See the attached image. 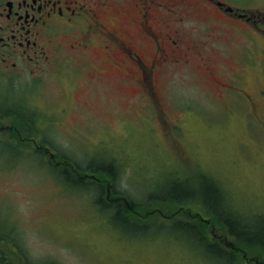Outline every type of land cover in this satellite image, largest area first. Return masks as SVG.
Here are the masks:
<instances>
[{
	"label": "rangeland",
	"instance_id": "obj_1",
	"mask_svg": "<svg viewBox=\"0 0 264 264\" xmlns=\"http://www.w3.org/2000/svg\"><path fill=\"white\" fill-rule=\"evenodd\" d=\"M227 1L256 23L218 13L198 17L188 40L205 46L192 52L193 63L164 70L148 89L121 74L84 90L77 80L68 99V86L55 79L25 83L29 89L18 100L0 87V104L46 113L26 124L11 116L9 105L0 115V239L8 242L3 248L10 264H230L171 230L112 224L111 211L95 202L100 189L87 184L94 181L91 172L73 176L77 167L113 166L104 195L112 197L113 189L141 204L142 217L203 224L207 236L229 250L234 244L222 229L197 216L198 202L143 208L149 194L165 192L173 181L194 190L208 183L229 192L237 215L261 221L264 0ZM50 109L63 116L59 127ZM59 156L68 161L62 165L71 181L46 166L62 163ZM242 250L238 264H264L263 252Z\"/></svg>",
	"mask_w": 264,
	"mask_h": 264
},
{
	"label": "flooded vegetation",
	"instance_id": "obj_2",
	"mask_svg": "<svg viewBox=\"0 0 264 264\" xmlns=\"http://www.w3.org/2000/svg\"><path fill=\"white\" fill-rule=\"evenodd\" d=\"M215 13L256 23L227 0H0V87L18 100L29 89L25 83L48 78L69 88L80 80L84 90L121 74L148 89L164 70L193 63L192 52L205 43H190L189 30L198 17ZM0 105L2 115L9 104ZM9 106L11 116L25 111L30 122L46 114ZM55 112L47 111L59 127L63 116Z\"/></svg>",
	"mask_w": 264,
	"mask_h": 264
},
{
	"label": "trees",
	"instance_id": "obj_3",
	"mask_svg": "<svg viewBox=\"0 0 264 264\" xmlns=\"http://www.w3.org/2000/svg\"><path fill=\"white\" fill-rule=\"evenodd\" d=\"M20 115L19 118H21L23 121L21 124H26L28 114L24 111L21 112ZM59 159L60 162H63L58 164H51L50 167L48 166V164H46V166L55 174L57 173L60 174V176L66 177V175H68V170L65 168L66 166L63 167L62 164L65 165V162L68 161H64L63 157L60 156ZM55 167L58 168L57 171L55 170ZM73 170L75 174L73 175L75 176L74 178H77L76 175L78 173L91 172L90 174L92 175H86L87 177H94V181L87 180V184L91 187L95 185L98 189H100L101 194L97 196L95 202L103 209L111 211V213L113 214L111 220L112 224H116V222L119 221L125 226L131 227L132 230L147 229L148 227H155L161 230H171L176 234L185 236L189 240H195L199 248L203 250L201 251L199 249L201 253L206 255H214L218 258H227L230 260V264H238L237 259H235V255L236 253H238V251H243L242 249L258 250L264 253V217L261 218L259 217V215H257V217H259L258 220L261 219V221H256L254 223L244 216L243 218L237 215L232 211V209L236 210L239 209V207L234 202L229 192H223V190H221L218 186L216 187L212 184L204 183L200 190H194L190 189L187 186H181L179 181H173L172 185L167 188L168 190H166L165 192H160L161 194L150 193L148 196L149 200H147L149 202L145 203L143 208H146L149 205L155 208L154 205L161 202L176 204L180 207L185 206V204L189 205L190 203L198 202L200 213H197V216L201 217V215H206L207 220L211 221L210 224H213L222 229V231L227 235L228 238H230V240H232V243L234 244V247H230L227 245L231 248V250H229V248H227L226 246L224 247V244H221L220 242L209 238L207 236L208 234L204 230L205 227L203 224H200V227L199 225L184 219L165 221L150 219L149 217H142V210H140L142 209V207H140L141 204L136 206L135 204L131 203L125 195L118 194L116 192H114V194H112L111 196L118 198H112L110 196L108 197V195L106 194L104 195L103 189L104 191H106L103 187L104 182L106 181V179L114 178L115 176L116 170L113 166L97 165L95 167L87 166L83 169L81 167H77ZM70 179L71 178H69V176L66 177V180L71 181ZM78 179L85 181L84 177H79ZM78 179L75 180L80 181ZM217 179L221 181L219 178ZM198 196H201L208 202V204L206 203L207 206H204L202 204V202L198 199ZM124 202L129 204L130 208L127 207ZM204 216L203 218H205ZM6 242H3V240L0 239V264H10V257L4 254V252L6 253V251L3 247ZM244 260L247 263V259L244 258Z\"/></svg>",
	"mask_w": 264,
	"mask_h": 264
},
{
	"label": "water",
	"instance_id": "obj_4",
	"mask_svg": "<svg viewBox=\"0 0 264 264\" xmlns=\"http://www.w3.org/2000/svg\"><path fill=\"white\" fill-rule=\"evenodd\" d=\"M231 10V9H230Z\"/></svg>",
	"mask_w": 264,
	"mask_h": 264
}]
</instances>
